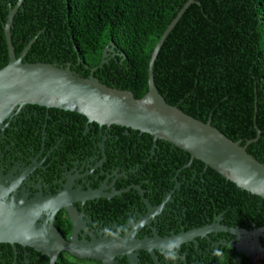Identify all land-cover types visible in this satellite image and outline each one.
Wrapping results in <instances>:
<instances>
[{
  "label": "trees",
  "instance_id": "16d2710c",
  "mask_svg": "<svg viewBox=\"0 0 264 264\" xmlns=\"http://www.w3.org/2000/svg\"><path fill=\"white\" fill-rule=\"evenodd\" d=\"M17 1L0 0V67L8 61L5 20L9 6ZM186 1L22 0L13 17L11 40L19 55L35 37L24 61L70 63L83 77L99 65L103 49L113 41L114 53L93 74L140 97L147 91L152 50ZM197 1L186 8L159 49L153 66L156 87L168 103L202 121L211 119L213 126L242 145L255 138L258 129L260 135L247 151L264 162V0ZM158 142L177 159L174 164L163 160L166 171L190 160L188 152ZM204 167L193 159L180 171L188 183L183 195L187 197L191 187L203 195L202 202L199 197L188 199L191 212L199 210L207 222L222 214L226 225L249 229L264 225V198ZM259 240L264 248V232ZM58 264L75 263L62 259ZM207 264L253 263L222 246L209 253Z\"/></svg>",
  "mask_w": 264,
  "mask_h": 264
},
{
  "label": "flooded vegetation",
  "instance_id": "af4514ba",
  "mask_svg": "<svg viewBox=\"0 0 264 264\" xmlns=\"http://www.w3.org/2000/svg\"><path fill=\"white\" fill-rule=\"evenodd\" d=\"M74 113L25 104L4 121L6 126L0 129V190L5 200L62 196L65 205L74 208L79 217L75 234L84 241L116 233L124 236L137 224L136 239L155 235L169 238L210 224L217 216L223 224L222 214L207 222L199 210L193 213L187 207L189 198L199 197L197 201L202 202L203 195L193 187L187 197L183 195L188 183L180 171L189 161L173 172L166 171L163 160L171 159L174 164L177 159L165 151L160 139L154 143L153 137L150 141L143 135L147 133L115 124L99 125ZM90 191H100L103 196L88 197ZM37 221L43 223L41 218ZM52 223L69 241L74 222L65 207H57ZM262 234L252 239L259 240ZM231 241L242 244L244 236L223 231L194 236L182 243L175 264H207L209 253L222 246L237 252ZM161 249L154 248V254L136 250V264H170ZM62 259L75 264H104L63 250L55 264ZM113 261L130 264L125 254L115 256ZM0 264H50V257L31 245L0 242Z\"/></svg>",
  "mask_w": 264,
  "mask_h": 264
},
{
  "label": "water",
  "instance_id": "95a60500",
  "mask_svg": "<svg viewBox=\"0 0 264 264\" xmlns=\"http://www.w3.org/2000/svg\"><path fill=\"white\" fill-rule=\"evenodd\" d=\"M197 0H187L176 17L167 26L155 44L148 63L147 91L140 97L128 89H120L101 82L94 71L108 60L116 44L110 41L102 51L99 65L83 77L71 69V64L58 65L51 62L24 61L35 37L16 55L11 40L13 17L22 3L18 0L9 11L4 24V36L8 51L7 63L0 67V129L4 121L13 116L25 104L54 107L83 115L89 122L99 125H120L150 134L154 143L157 139L169 142L190 155L189 166L193 159L202 161L205 169L210 167L239 188L264 198V162L257 160L247 151V145L258 139H249L245 144L233 140L211 124V119L202 121L187 114L176 105L168 103L158 91L154 82L153 66L159 49L186 8ZM199 3V2H198ZM103 196L100 191H90L88 197ZM106 196V195H104ZM0 190V242L31 245L47 253L50 264H55L60 251H66L78 258H94L104 264H114V257L127 255L130 264H136V250L145 249L154 254L153 249L163 247L164 243L176 237L183 242L194 236L209 232H228L244 236L241 243L230 242L236 251L249 259L251 253L264 257V248L258 238L264 232V225L251 230L224 225L220 216L210 224L192 229L169 238L136 239L132 231L124 236L113 234L110 237L93 238L92 241L78 240L75 234L79 217L74 208L65 205L62 196H47L27 201L25 199L5 200ZM65 207L74 222L70 240L65 241L53 225L57 207ZM164 206V202L158 209ZM46 213V214H45ZM45 214V216H44ZM42 219L43 223L37 220ZM225 243V242H223Z\"/></svg>",
  "mask_w": 264,
  "mask_h": 264
},
{
  "label": "clouds",
  "instance_id": "9594fccd",
  "mask_svg": "<svg viewBox=\"0 0 264 264\" xmlns=\"http://www.w3.org/2000/svg\"><path fill=\"white\" fill-rule=\"evenodd\" d=\"M182 243V237H176L164 243L161 249V254L167 261L170 262V264H175V262L180 259V249Z\"/></svg>",
  "mask_w": 264,
  "mask_h": 264
},
{
  "label": "built area",
  "instance_id": "2783aa9c",
  "mask_svg": "<svg viewBox=\"0 0 264 264\" xmlns=\"http://www.w3.org/2000/svg\"><path fill=\"white\" fill-rule=\"evenodd\" d=\"M263 256L259 255V254H254L250 260L253 264H260L261 261L263 260Z\"/></svg>",
  "mask_w": 264,
  "mask_h": 264
},
{
  "label": "rangeland",
  "instance_id": "374dc122",
  "mask_svg": "<svg viewBox=\"0 0 264 264\" xmlns=\"http://www.w3.org/2000/svg\"><path fill=\"white\" fill-rule=\"evenodd\" d=\"M251 255L253 256V252L251 253Z\"/></svg>",
  "mask_w": 264,
  "mask_h": 264
}]
</instances>
